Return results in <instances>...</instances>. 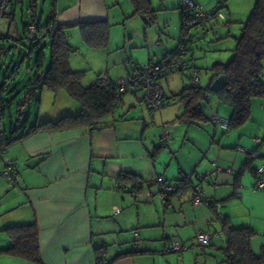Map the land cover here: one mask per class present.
I'll return each instance as SVG.
<instances>
[{"label": "crops", "instance_id": "1", "mask_svg": "<svg viewBox=\"0 0 264 264\" xmlns=\"http://www.w3.org/2000/svg\"><path fill=\"white\" fill-rule=\"evenodd\" d=\"M113 4H118V0H57L55 22L65 26L74 25L67 31L70 38V31L78 30L77 25L82 22L107 21L109 6ZM10 7L13 11L10 21L15 20V8L21 13L18 38L23 36L26 22L42 24L48 17V14L46 19L38 15L37 0H10ZM131 8L126 6L128 12ZM15 32L18 34L17 27ZM5 37L13 38L10 34ZM135 44L133 46L138 47L141 55H146L143 58L132 55L131 59L137 62L133 67L114 61L113 66L118 70L110 74L112 67L109 68L108 63L91 67L92 64H84L77 53L70 57V66L73 70H89L93 77L96 75L95 79L82 83L89 86L96 82L103 71L111 79L124 77L135 68L156 62L176 48L174 43L168 46L161 40L160 47L154 48L148 44L147 38L139 45ZM86 49L85 55L88 56L90 48ZM45 55L43 70L48 65L47 48ZM138 62L142 63L139 65ZM25 92L26 89H23L20 97H25ZM138 92L143 93L142 90L124 93L113 115L103 119L96 127L40 129L25 135L35 122L56 121L63 116L76 115L80 110L79 104L65 92L54 94L47 90H36L34 96L39 99V107L35 121L27 118L26 125L21 128L22 122L17 125L20 120L15 119L10 122V131L4 126L6 137L23 136L7 144L0 156V250L11 246V239L5 231L7 228L35 223L40 262L0 252V264H95V248L100 246L107 247L106 257L107 260L114 259L112 264H225L222 249L226 239L221 220L212 207L190 205L186 200L189 191L185 189L182 194L169 197L165 204L158 197L159 187L155 181L160 177L178 182L192 172L206 173L213 169V162L220 170L204 180H198L204 195L220 202V214L230 227H250L255 231L251 247L254 253L259 252L264 244V225L258 226L252 219L264 218V212L245 204V200L252 203L256 199L264 204V191H255L256 177L251 173V178L246 171L238 175L247 154L235 148L242 146L251 154L255 151L258 157H264L256 150L260 144L254 141L255 138H243L242 132L238 133V138H234L233 132L227 139L219 135L218 129L221 128L208 120L211 114H217V110L226 109L218 101L219 106L214 103L207 114L202 111L207 120L197 124L201 126L195 128L198 132L188 134V128L187 132L181 133L183 128L178 124L189 123L178 118L170 123L171 138L166 146H161L159 142L164 123L159 126L155 139L157 147L149 135L148 117L152 115H148L147 111L150 110L146 108V112L141 110L139 113L137 108L140 107L132 102V96L136 98ZM5 95L7 100L12 99L13 105V96ZM59 99L63 104L56 110V106L50 103L55 105ZM44 102L55 111L41 113ZM129 107L133 109L131 117L125 112ZM224 112L230 117L232 109ZM173 132L179 133L172 136ZM3 158L17 165L16 182L11 187L2 175L5 169ZM228 169L230 172H227ZM124 174L140 180L142 184L133 185V180L123 179ZM237 207L241 210L245 208L247 216L251 217L248 222L243 214L236 215ZM117 208L120 210L116 213ZM199 231L212 234L210 244L204 250L194 242L195 234ZM134 232L138 233V250L142 252L128 254L136 251ZM170 238L181 240L188 249L180 255L166 251ZM119 255L123 256L115 259Z\"/></svg>", "mask_w": 264, "mask_h": 264}, {"label": "trees", "instance_id": "2", "mask_svg": "<svg viewBox=\"0 0 264 264\" xmlns=\"http://www.w3.org/2000/svg\"><path fill=\"white\" fill-rule=\"evenodd\" d=\"M129 1L133 7V14L143 17L146 21H153L154 16L148 13L154 12L155 10L151 9L148 0ZM55 5L56 0H52L48 17L44 23L41 24L34 21L26 22L24 24L23 36L15 39V44H23L26 50L24 54L25 58L29 60L33 58L31 61L32 67L28 68L30 70L28 74L29 80L24 88L26 89L24 98L26 99L28 97L32 99L36 90L37 92L47 90L54 94L62 91L79 104L80 110L76 115L63 116L56 121L35 122L27 129L25 135L40 129L63 130L75 127H96L103 119L113 115L116 106L120 103L121 97L125 93L118 91L114 79H111L112 81L108 85H104L99 77H97L96 82L89 86L82 84L84 72L73 70L70 66V57L76 51V48L70 44L67 31L74 27V25L65 26L55 22ZM221 7L220 5L214 10H205L201 7V10L215 17L217 12L222 11ZM177 10L179 13V28L181 33L180 40L175 49L156 62L166 60L182 51L185 55L188 70L191 68L189 64L191 59L188 57L189 49L186 44V35L190 34L193 28L202 27L204 29L208 23L213 21L216 22L215 24L222 22L225 27H228L230 22L226 17L223 20L215 18L214 20L210 19L197 22L193 10L184 8L179 0H177ZM0 18H8L9 20L13 18L10 0H8V12L0 13ZM49 22H53L54 24L53 31L35 40L26 39V27L30 23H35L36 26H44ZM186 22L191 23L189 25V31H187L188 26ZM239 24L240 33L235 37V46L232 49L231 58L225 63L216 62L210 67L211 72H213V79L220 76L223 77L222 85L214 88L211 84L206 87H201L200 83L195 85L191 83L189 86L183 87L180 91L172 95V99L178 101L183 108L182 113L178 116L180 121L189 124H199L201 121H206L207 117L203 114L199 105L202 101H205L208 95H214L221 103L229 105L232 109L231 116L227 118L231 130L242 125L250 118L251 101L253 98L264 99V79H262V76H264V0H255L248 19ZM77 27L80 29L84 41L89 46L102 47L107 44L109 24L106 20L82 22ZM228 36L230 34L225 37ZM220 38L223 39L224 37L222 36ZM44 40H47V42L43 43ZM46 48L48 49V65L43 70L46 60ZM1 51L2 47L0 46V53ZM32 53L33 56L31 55ZM138 68H135V70ZM195 74L200 79L197 71H193V75ZM193 75L190 76V80ZM168 76L166 75L163 78ZM8 85L7 82H3L0 85V98L4 117L6 111L12 105V99L7 100V97H4V93L10 94ZM167 102L168 97L165 96V103ZM21 106L22 103L17 107L18 120H20V116L22 115ZM26 122V120H23L21 128H24ZM22 136L20 135L17 138L4 136L0 139V146L5 148L7 144L13 140L20 139ZM255 153L254 151L252 154H247L238 175L248 170L256 177L257 168L252 167L253 159L258 157ZM122 177L123 179H129L128 181H136V178L129 175L124 174ZM184 178L185 176L177 183L180 184L181 189L186 190L187 183ZM217 217L221 220L222 232L226 239L225 246L222 249L225 255L224 263L264 264V244H262L258 253H254L251 247V240L255 236V231L250 227H230L225 218H222L218 214ZM5 231L11 239V246L7 249L0 250V252L21 256L34 262H40L38 231L35 223L9 227ZM134 248L136 251L128 254L142 252L135 245ZM106 256L107 247L100 246L95 248V264H112L114 259L107 260ZM121 256L123 255H119L115 259Z\"/></svg>", "mask_w": 264, "mask_h": 264}, {"label": "rangeland", "instance_id": "3", "mask_svg": "<svg viewBox=\"0 0 264 264\" xmlns=\"http://www.w3.org/2000/svg\"><path fill=\"white\" fill-rule=\"evenodd\" d=\"M148 1L151 9L155 10L154 12L148 13L149 15L154 16L152 22L146 21L143 17L137 14H133V7H128V4L132 6L129 0H118V4L109 6L110 14L109 19L107 20V23L109 24V32L108 41L105 46H89L84 41L80 29L75 31L71 30L69 41L70 44L76 48V51L73 54H79L78 57L80 60L84 64H92L91 67H97L98 65H105L108 63V67H112L110 70V74H112L113 71L118 70L117 67L113 66L114 61L124 62L128 67H133L137 62L131 59L132 55H139L141 58L146 55H141L142 53H140L138 47L133 46L136 45L135 43H138L137 45H139L145 38H147L148 44L154 46V48L160 47V40L164 43V45L170 46L174 43L177 46L181 36L179 28V13L176 7L177 0ZM195 1H198L197 4L205 10H214L221 5L222 13L224 17L228 18L230 25L225 27L222 22L215 24L216 22L213 21L208 23L206 28H193L190 34L186 35L185 38L189 49L188 57L191 59L189 63L191 68L183 73H172L168 77L161 80L164 93L168 97V104L163 107L162 110L155 112L147 111L145 104L141 101L143 93L141 94V92H138L136 98L131 95L133 104H135L136 107H140L137 108V112L141 113L140 111L142 110L143 112L147 111L148 115H152L151 117H148V129H150L149 135L153 142H155L157 137L156 129L163 123H173L181 114L182 105L178 101H174L172 99V95L180 91L183 87L191 84L190 76L193 75V71H197L199 73V83L201 87H206L211 84L212 87L218 88L222 85L223 77L220 76L213 79V72H211L210 67L216 62L225 63L231 58L232 49L235 46V37H237L240 33L239 23L245 22L248 19L255 3V0ZM51 2L52 0H37L38 15L43 16V19H46L49 10L48 7L51 5ZM126 6L127 8H131L130 12L126 10ZM14 15L15 20L13 21H10L8 18H0V46L2 47V51L0 53V85L3 82H7L9 84L8 90L13 96L12 98L14 101L11 109L7 112L6 120L3 122L7 131H10V122L18 119L17 107L21 104V101L24 98L20 97V95L28 84L29 76L26 72L29 67H32L31 61L33 60V58L30 60L25 59L24 54L26 50L23 47V44H15V39H18V36H20L22 18L20 11L16 10V8L14 10ZM16 27L18 29V34L15 32ZM7 34H10L13 38H6L5 35ZM228 34H230V36L225 37ZM222 36L224 37L223 39L220 38ZM88 46L90 48V53L88 52V56H86V47ZM78 48L80 50H78ZM79 52L82 55H80ZM141 63L142 62H138L139 65ZM108 67H106V69ZM88 68H86V70ZM83 72L84 77L82 79V83L85 84L88 81H91L90 79H95L96 75L93 77V73L89 70H84ZM105 72L106 71H103L102 73ZM107 76L109 75L107 74ZM262 79H264V76H262ZM5 96L7 97V95ZM38 100V97L34 96L32 99L26 97V100L24 102L22 101V115L20 116V121L17 125H20V123L27 118H30V121H35L39 107ZM218 101L219 100L214 95H208L205 101H202L199 106H201L204 114H207L210 109H213L212 107H214V103L218 104ZM262 102H264V99L253 98L251 101L250 118L242 125L232 128L228 132L218 129L219 135L227 139L228 135L233 132L234 138H238V133L242 132L243 138L252 139L258 137L261 139V143L256 150L260 153V155L264 154V110H262L260 105ZM62 104L63 101H60V99L55 105L50 103L51 106H56V110H58ZM50 105H47V103L44 102L40 108L41 113L55 111V108L51 109ZM220 106H222V108L231 109V107L225 103L220 102ZM226 109L217 110V114L221 117L229 118V116L224 112ZM132 111L133 109L130 107L129 110H125L126 114L129 113L128 117H131L130 115L132 114ZM180 124L178 125L183 128L181 129V133L183 134L185 131L187 132L188 128L190 129L188 134L197 131L195 128H201V126H198L195 123L189 125ZM177 133L179 132H173L172 136H175ZM198 134L199 133H197V135ZM155 145L158 147L156 142ZM241 156L242 158L245 157L243 155ZM262 162H264V157H255L252 161V167L257 168L261 164H264ZM246 172V175L251 178L250 171L247 170ZM255 191L262 192L264 190L256 189ZM235 201L238 202L237 199H235ZM245 204L254 207L256 210L258 209L259 212H264V204H262L259 200L254 199L252 203H248L245 200ZM241 214H243V218L247 220V222L251 219V217L247 216L245 208L241 210L237 207L236 215L241 216ZM252 220L258 226L264 225V218H253Z\"/></svg>", "mask_w": 264, "mask_h": 264}, {"label": "built area", "instance_id": "4", "mask_svg": "<svg viewBox=\"0 0 264 264\" xmlns=\"http://www.w3.org/2000/svg\"><path fill=\"white\" fill-rule=\"evenodd\" d=\"M180 3L183 5L184 8L188 10H193L196 16V21L201 22L203 20H210V19H219L223 20L225 17L222 11L216 13L215 17H213L210 13L203 12L201 7L194 1V0H179ZM8 12V0H0V13H7ZM194 23V22H193ZM190 22H186L188 26V30H190ZM40 26V27H39ZM36 26L35 23H30L26 27V39L27 40H35L40 38L41 36H45L47 33L54 30L53 22H49L44 26ZM187 70V62H185V55L181 51L180 53L171 56L168 59L160 60L155 63L145 64L140 68L134 70L133 72L127 74L124 77L115 78V84L117 86L118 91L120 92H129L132 90H142L143 101L145 107L150 111H158L162 109L168 103H165V93L161 84V80L166 75H171L175 72H183ZM99 79L104 85H108L111 83V78L107 76L105 73L99 74ZM190 82L195 85L199 83V76L197 74L193 75ZM262 110H264V102L261 104ZM4 115L2 114V101L0 98V139L5 136L4 130ZM208 120L221 128L222 130L228 132L230 130L229 121L227 118L221 117L217 114H211L208 117ZM172 126L169 123H164L162 126V131L160 135V145L166 146L168 141L171 138ZM255 142L257 144L261 143L259 138H255ZM236 150L242 153L251 154V152L242 147L237 146ZM5 151V148L0 146V156ZM5 165V169L2 172V175L8 180V183L11 186L14 185L16 182V163L12 160L7 158L2 159ZM213 169L206 173L197 174L195 172L189 173L185 175L186 186L189 191V195L187 196V202L192 206H199V205H207L212 207V209L221 216L220 214V202L215 198H209L204 195L201 185L198 183V180H204L207 176L214 175L218 170H220L219 166L215 162L212 163ZM230 172V169L227 170ZM156 184L158 185V197L160 201L164 202L165 204L168 203V199L174 195H180L183 192L181 186L177 182H170L163 180L160 177L155 179ZM142 184L140 180H136L133 185H140ZM255 189H264V164H261L256 169V180L254 183ZM120 209H116V213ZM212 234L208 231H199L195 234L194 242L195 245L200 248L201 250L205 249L211 241ZM134 245L138 248V233L134 232ZM188 249V246L178 240L176 238H170L167 243L166 251L174 252L178 255L183 253Z\"/></svg>", "mask_w": 264, "mask_h": 264}]
</instances>
